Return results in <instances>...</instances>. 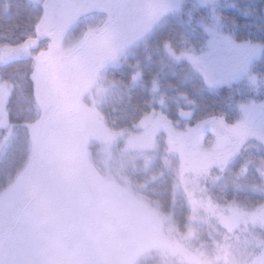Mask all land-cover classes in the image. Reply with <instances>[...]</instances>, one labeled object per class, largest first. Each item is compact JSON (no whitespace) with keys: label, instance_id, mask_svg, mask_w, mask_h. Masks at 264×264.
<instances>
[{"label":"rangeland","instance_id":"1","mask_svg":"<svg viewBox=\"0 0 264 264\" xmlns=\"http://www.w3.org/2000/svg\"><path fill=\"white\" fill-rule=\"evenodd\" d=\"M210 5L212 2L208 6ZM147 12V6L141 5L128 13V19L134 22ZM171 14L174 13L166 14L159 20ZM104 17L105 13L98 10L81 16L66 42L79 35L86 25L95 26ZM144 37L127 48L122 57H134ZM44 44L45 41L42 40L41 47ZM262 47L261 45L250 59L246 72L244 58H241L232 65L239 75L226 80L228 83L240 81L249 94L243 97V103L238 104L237 118L232 122L221 115L213 116L208 134L197 137L202 140L199 139L196 146L193 145L196 139L193 140L185 148V154L181 155L180 160L175 157H180V152L171 144L185 138L189 127L177 130L168 119L157 121L155 113L161 112L158 110L152 119L144 117L135 122L132 126L134 130L132 127L127 130H112L106 125L108 132H105L86 112V109L95 106L96 101L90 89L96 90V83L79 75L73 76L66 83L67 92L75 94L78 100L75 110L65 105L62 132L71 136L90 162H96L97 172L95 169L93 171L98 176L100 185L90 186L89 189L104 188L114 192V187L127 186L139 202L134 204L132 211L134 224L130 234L134 242L130 248L133 251L122 264H134L136 254L146 248L151 249L152 254L156 253L148 264H197V259L194 258H198L199 264H251L254 259L264 260V244L260 243L264 241V226L259 222L253 223L245 216L248 222L238 223L229 232L221 222L220 215L223 213L227 217L229 207L251 214L264 205V175L263 178L258 175L264 173V143L251 134L264 132V76H259L252 70L256 64L254 61L262 53ZM241 105L244 106L243 109ZM253 111H257L258 115L250 118L249 114ZM37 112L39 115L36 120L41 115L38 110ZM181 115L184 118L187 113ZM240 124H243V128H237ZM22 131L28 136L30 152L29 129L23 128ZM4 133L5 130L0 129V141ZM217 137L226 140L227 144L216 148L214 140ZM90 145L98 146L93 157L89 152ZM113 149H116L114 153ZM3 150L0 146V151ZM226 151H230L231 155L224 163H220ZM250 156L256 159L249 163ZM136 163L139 168L132 173L138 171L140 182H137L138 178L133 177L134 175L131 176V181L125 182L121 178L122 173L128 166L132 170ZM27 165L28 162L24 170L15 175L8 185L0 187V228L6 232L4 243L0 244V264H61L63 232L55 231L54 222L51 221L53 215L44 208V194L37 177L43 176L49 182L56 183L59 192L80 191V182H65L44 170H34L29 176L25 173ZM118 179L122 181L118 182ZM72 187L76 190H72ZM183 198L191 209L192 221L185 229L177 230L175 224L180 217L175 218L176 215L172 214L173 203L182 206ZM141 204L144 211L141 210ZM31 212L38 213L34 219L37 223L42 222L43 227L30 230L25 237L21 234V221ZM251 231L256 232L251 234ZM123 238L112 249L113 258L110 261L113 264L121 259L116 255L124 248L122 245L129 242ZM220 245H226L227 252L219 253L220 258L217 259ZM139 262L137 264L143 263Z\"/></svg>","mask_w":264,"mask_h":264},{"label":"snow or ice","instance_id":"2","mask_svg":"<svg viewBox=\"0 0 264 264\" xmlns=\"http://www.w3.org/2000/svg\"><path fill=\"white\" fill-rule=\"evenodd\" d=\"M32 8L31 31L16 36L11 31L0 34V129L5 130L4 141L11 144L17 137L18 129H29L30 156L25 173L29 176L33 171L44 170L63 181L76 183L92 175L93 170L87 155L74 142L70 135L64 134L62 113L65 105L76 109L78 97L66 90V83L73 76H86L97 85L99 101L103 104L109 92L120 98L121 89L143 82V70L137 64H130L132 68L130 82L125 84L115 80L105 82L100 76L101 70L109 63L117 64L129 48L136 41L142 39L153 25L163 16L178 12L182 0H29ZM211 0H192L188 8L190 18L195 16L203 34L210 37L202 45L199 53L195 51L188 40L182 41L188 45L179 55L165 40V52L179 60L186 58L202 75L209 87L222 85L229 78H236L239 73L232 68L239 59L244 58V71L250 59L261 48L255 41L235 42L228 35L222 34L219 25L220 18L211 14L208 5ZM141 5L148 8V12L140 19L130 22L128 13L138 9ZM105 13L104 19L97 25H86L79 35L68 39L69 33L78 25L81 16H87L93 11ZM195 32V29L192 30ZM45 41L41 47V41ZM159 85L155 78L151 82V92L158 91ZM163 105V97L159 100ZM35 107L40 112V118L22 125L17 124L12 113L16 111H30ZM243 109L244 106L241 105ZM88 116L108 132L105 116L100 107L93 106L86 109ZM146 119H152L153 113H147ZM157 121L166 117L155 113ZM143 123V121H141ZM243 128V124L237 125ZM264 143V132L251 133ZM111 133H109V136ZM0 141V146L7 147ZM231 155L226 151L224 163ZM38 183L43 191V205L55 216L57 224L64 231H74V210L65 203L54 182L38 176ZM101 218L107 219L105 209L101 208ZM227 217L221 215V222L229 232L238 223L248 221L259 222L264 226V205L255 212L247 214L237 208L229 207ZM38 213L31 212L21 221V234L27 237L30 230L43 227L34 217ZM228 221L230 223H225ZM6 223V221H4ZM6 239V232L0 228V244ZM264 244V241L260 242ZM227 252L226 245L218 246L219 253ZM197 264H199L198 258ZM236 264V262H233ZM246 264V262H245ZM251 264H264V260L254 259Z\"/></svg>","mask_w":264,"mask_h":264},{"label":"trees","instance_id":"3","mask_svg":"<svg viewBox=\"0 0 264 264\" xmlns=\"http://www.w3.org/2000/svg\"><path fill=\"white\" fill-rule=\"evenodd\" d=\"M211 2L212 5L208 7L211 14L220 18L222 34L229 35L236 42L255 41L263 46L262 53L254 61L256 64L252 70L258 73L257 75L264 76V0H211ZM191 3L192 0H184L178 12L158 20L139 44L134 57L128 59L121 57L117 64H107L101 73L105 82L115 80L127 84L130 82L133 71L128 65L138 62L144 73L143 82H137L127 89L122 88L120 98H116L112 92H109L103 104L95 103V106L102 109L106 125L112 130L131 129L134 123L146 117L147 113L154 114L158 110L169 122L174 123L175 129L184 130V127H189L185 138L176 140V143H170L180 152V157L175 156L178 160L185 154V148H188L193 140L196 139L193 144L196 146L199 139L202 140L197 137L208 134V127L213 121V116L221 115L233 122L237 118L238 104L243 103V97L249 95L244 90L245 85L240 84V81L209 87L201 73L184 57L177 60L165 52L163 48L165 40L170 42L176 54L179 55L182 49L188 47L182 41L188 40L199 53L201 45L210 38L203 34L197 18L195 16L190 18L188 8ZM32 7L29 0H0V34L11 31L19 36L31 31L33 21L29 9ZM193 29L195 32L192 31ZM153 78L159 85L156 92L150 91ZM90 90L93 98L98 102L97 90L94 88ZM161 97H163V105L159 103ZM184 112L187 116L183 118L181 114ZM38 115L35 107L30 111L14 109L12 113L16 123L21 125L25 120L33 122ZM23 128L18 129L17 137L11 144L4 141L5 133L1 138V141L8 146H1L4 150L0 151L2 155L0 157V187L8 185L29 162L28 136L25 132L23 133ZM132 130H134L133 127ZM96 148H98L97 145L89 146L92 157ZM115 151L116 149H113V153ZM252 159L254 161L256 158L250 156L248 162L250 163ZM90 164L93 165L92 170L95 169L97 172L96 162L91 160ZM262 166L264 168V163ZM136 168H139L137 163L132 170L128 166L121 178L129 182L134 175L133 177L138 178L137 182H140L138 171L132 173ZM258 175L263 178L264 173ZM97 177L93 171L92 175L80 181V191L59 192L63 201L74 210L75 225L74 231L68 233L58 226L54 215L51 217L55 231L63 232L61 264H113L110 261L113 258L112 249L123 237L129 242L122 245L124 248L117 252V258L119 256L121 259L114 264H122L123 260L131 256L130 247L134 242L130 234L134 224L132 211L134 204L136 202L139 204L137 196L127 186L114 187V192L104 188L89 189L90 186L100 185ZM122 179H118V182ZM184 200L185 198L181 203L182 206L177 205V202V204L173 203L172 214L176 215L175 218L180 217L175 224L177 230L185 229L192 221L191 209ZM179 206L180 209H178ZM101 208L105 209L107 219L101 218ZM141 210H145L143 206ZM258 231L261 230L258 229ZM255 232L251 231V234ZM155 254H152L149 248L143 249L136 254L137 259L134 264L140 263L139 261L143 262L142 264H148Z\"/></svg>","mask_w":264,"mask_h":264},{"label":"water","instance_id":"4","mask_svg":"<svg viewBox=\"0 0 264 264\" xmlns=\"http://www.w3.org/2000/svg\"><path fill=\"white\" fill-rule=\"evenodd\" d=\"M258 115V112L257 111H253V112H251L250 114H249V116H250V118H253V117H255V116H257ZM227 144V141L226 140H224V139H222V138H215V140H214V145H215V147H217V146H219V145H226Z\"/></svg>","mask_w":264,"mask_h":264}]
</instances>
